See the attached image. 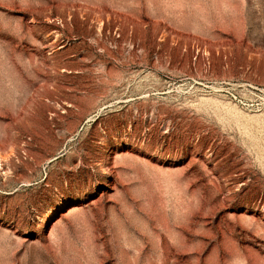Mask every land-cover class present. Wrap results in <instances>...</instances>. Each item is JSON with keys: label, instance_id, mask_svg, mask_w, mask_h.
Here are the masks:
<instances>
[{"label": "rangeland", "instance_id": "1", "mask_svg": "<svg viewBox=\"0 0 264 264\" xmlns=\"http://www.w3.org/2000/svg\"><path fill=\"white\" fill-rule=\"evenodd\" d=\"M0 264H264V0H0Z\"/></svg>", "mask_w": 264, "mask_h": 264}]
</instances>
